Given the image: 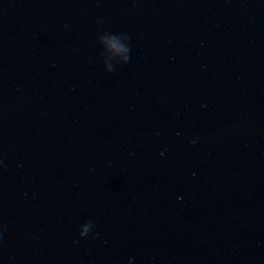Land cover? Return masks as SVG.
Listing matches in <instances>:
<instances>
[{
	"label": "water",
	"instance_id": "1",
	"mask_svg": "<svg viewBox=\"0 0 264 264\" xmlns=\"http://www.w3.org/2000/svg\"><path fill=\"white\" fill-rule=\"evenodd\" d=\"M0 264H264V0H0Z\"/></svg>",
	"mask_w": 264,
	"mask_h": 264
},
{
	"label": "clouds",
	"instance_id": "2",
	"mask_svg": "<svg viewBox=\"0 0 264 264\" xmlns=\"http://www.w3.org/2000/svg\"><path fill=\"white\" fill-rule=\"evenodd\" d=\"M125 38H126V39H129V37H128L127 35H125ZM115 39H116V38L113 37V43H112L111 46H112L117 52H124V51L129 52V51H130L129 47L125 48V47H123V46H121V45L115 43ZM128 60H129V56L126 57V62H127ZM112 70H113V69H112ZM81 235H83V233H81Z\"/></svg>",
	"mask_w": 264,
	"mask_h": 264
}]
</instances>
